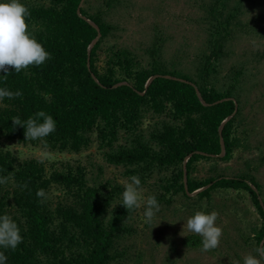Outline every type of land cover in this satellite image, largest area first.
<instances>
[{
    "label": "trees",
    "instance_id": "obj_1",
    "mask_svg": "<svg viewBox=\"0 0 264 264\" xmlns=\"http://www.w3.org/2000/svg\"><path fill=\"white\" fill-rule=\"evenodd\" d=\"M21 2L31 13L28 31L51 59L0 78V87L23 92L22 97L0 102V137L78 152L90 145L95 133L105 160L122 166L124 175L139 176L141 184L157 177L152 185L159 203H169L179 193L189 198L197 189V198L209 197L217 188L245 190L261 216L260 225L253 228L258 247L264 241V201L254 176L217 174L199 179L192 175L198 159L221 153L220 139L223 160L230 159L238 146L236 91L243 70L232 67L229 82L221 89L209 80L215 62L226 53L238 3L204 2L208 53L193 78L177 69L167 70L157 45L150 51L147 67L134 61L128 49L107 45L115 27L104 20L101 10L84 5L89 0ZM153 74L159 76L146 84ZM38 110L56 120V131L44 141L26 140L24 128L13 127L11 118L24 120ZM147 117L154 122L145 132ZM120 132L124 143L118 142ZM40 161H19L10 150L0 148V176L9 177L0 185V213L11 215L23 236L16 250L5 251L8 264L118 263L126 254V248L118 246L130 232L129 213L119 204L124 188L115 184L108 190L109 182L89 185L79 164L65 162L49 170ZM260 161L264 163V152ZM25 183L26 188L20 187ZM52 187L63 194L55 202L49 197ZM39 189L45 191V198L36 196ZM187 244L198 246L200 237H187Z\"/></svg>",
    "mask_w": 264,
    "mask_h": 264
},
{
    "label": "rangeland",
    "instance_id": "obj_2",
    "mask_svg": "<svg viewBox=\"0 0 264 264\" xmlns=\"http://www.w3.org/2000/svg\"><path fill=\"white\" fill-rule=\"evenodd\" d=\"M210 1L89 0L84 5L92 11L101 10L104 20L115 27L107 38V45L128 49L134 55V61L143 67H147L150 51L157 45L167 70L177 69L196 78L200 61L204 53H208V17L204 2ZM237 3L231 24L232 37L226 53L215 62L216 71L209 80L221 89L229 82L232 67L243 70L236 91L238 146L228 160L221 159L222 155L198 159L192 175L204 179L217 174H251L259 184L260 199L264 201V163L260 161L264 152V0H231L229 5ZM225 13L229 14L228 11ZM153 122L150 117L145 119V132ZM124 136L120 132L119 143L126 141ZM91 139L90 145L78 152H60L41 144H23L1 137L0 148L10 150L19 161L43 160L49 170L65 162L73 166L79 164L86 171L89 185L109 182L108 190L115 184L124 188L130 182L124 175V168L105 160L104 149L95 133ZM156 179L155 176L141 184V206L129 213L130 232L118 246L126 248L125 257L114 264H243L245 256L257 255L253 228L260 225L261 216L247 191L217 188L209 197L203 198L194 194L186 198L179 193L171 202L159 203L160 210L149 225L143 220L144 200L155 195L152 184ZM62 195L56 187L49 193L53 202ZM196 211L218 214L216 224L223 229V234L219 246L212 251L201 252V244H187V237L198 236L184 228L187 219Z\"/></svg>",
    "mask_w": 264,
    "mask_h": 264
},
{
    "label": "clouds",
    "instance_id": "obj_3",
    "mask_svg": "<svg viewBox=\"0 0 264 264\" xmlns=\"http://www.w3.org/2000/svg\"><path fill=\"white\" fill-rule=\"evenodd\" d=\"M31 13L21 0H0V78L10 72L20 73L29 66L40 67L51 59L48 52L36 37L28 31L26 20ZM14 71H9V67ZM23 92L9 90L0 87V102L5 98L12 100L22 97ZM13 127L21 126L25 130L26 140L44 141L46 137L56 131V120L44 110H38L22 120L19 116L11 118ZM43 163V160L40 161ZM9 177L0 176V185L8 182ZM26 188L27 184L20 185ZM38 198H45L43 189L36 192ZM141 200V179L137 175L130 177V182L124 187L121 194L120 205H123L128 213L139 208ZM160 210V204L155 195H149L144 200L143 220L151 225L156 214ZM217 213L215 211H196L187 219L184 228L200 237L201 252H209L219 246L223 229L216 224ZM23 242L21 230L11 215L0 213V264H8L7 250H16ZM257 255L249 254L243 258V264H261L264 260V241H261L255 249Z\"/></svg>",
    "mask_w": 264,
    "mask_h": 264
},
{
    "label": "water",
    "instance_id": "obj_4",
    "mask_svg": "<svg viewBox=\"0 0 264 264\" xmlns=\"http://www.w3.org/2000/svg\"><path fill=\"white\" fill-rule=\"evenodd\" d=\"M90 23H92L91 21H89ZM95 27H96V25L94 24V23H92ZM97 28V27H96ZM97 30H98V28H97ZM100 36V33L98 32L97 33V36L93 39V41H92V43L89 45V48H90V46L98 39V37ZM157 76H159V74H153V75H151L150 76V78L147 80V82H146V84H148L153 78H155V77H157ZM165 76H167V77H170L169 75H165ZM231 116V115H230ZM229 116V117H230ZM229 117H227L226 119H224L223 121H222V123L220 124V127H219V132L221 131V128H222V125H223V123L229 118ZM220 143H221V153L218 155V156H221V155H223V142H222V139H220ZM188 157H189V155L185 158V161L188 159ZM184 184H185V187H186V174H185V166H184ZM199 189H197V190H195L194 192H192V193H189V194H194V193H196L197 191H198Z\"/></svg>",
    "mask_w": 264,
    "mask_h": 264
}]
</instances>
